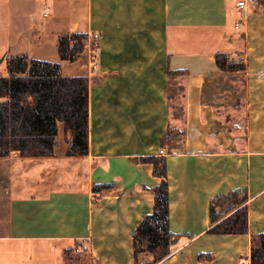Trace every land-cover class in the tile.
<instances>
[{
  "label": "crops",
  "instance_id": "obj_1",
  "mask_svg": "<svg viewBox=\"0 0 264 264\" xmlns=\"http://www.w3.org/2000/svg\"><path fill=\"white\" fill-rule=\"evenodd\" d=\"M236 1L0 0V76L11 55H26L88 79L86 155L67 156L58 123L53 156L0 159V264H66L74 243L89 264H134L132 233L161 180L141 158L161 149L178 238L152 264H250L251 236L264 233V0L245 11ZM65 33L98 35L92 67L86 48L60 60ZM217 53L244 69L221 71ZM169 132L175 145L161 146ZM236 189L246 190L247 233L209 234L210 200Z\"/></svg>",
  "mask_w": 264,
  "mask_h": 264
},
{
  "label": "trees",
  "instance_id": "obj_2",
  "mask_svg": "<svg viewBox=\"0 0 264 264\" xmlns=\"http://www.w3.org/2000/svg\"><path fill=\"white\" fill-rule=\"evenodd\" d=\"M87 35L65 33L57 42L58 55L63 62H72L84 51ZM221 71L244 69L243 63L230 60L224 53L215 55ZM8 75L0 76V159L17 152L22 158L53 156L57 125L62 123L71 136L67 156L87 154V91L84 76H63L60 64L30 60L26 55H11L7 61ZM168 133L161 138L164 145ZM152 165L160 183L153 187L152 211L146 214L132 233L134 264H152L169 254V247L178 235L169 231V193L166 159L164 156L141 158ZM108 185H96L97 192ZM246 190L220 193L209 203V234L243 235L247 233ZM225 213V214H224ZM224 214V215H223ZM74 248L64 250L67 255ZM141 254L153 256L152 262L140 261ZM250 264H264V233L251 236Z\"/></svg>",
  "mask_w": 264,
  "mask_h": 264
},
{
  "label": "rangeland",
  "instance_id": "obj_3",
  "mask_svg": "<svg viewBox=\"0 0 264 264\" xmlns=\"http://www.w3.org/2000/svg\"><path fill=\"white\" fill-rule=\"evenodd\" d=\"M87 45V42H86ZM95 44L94 42H90V48L94 49ZM87 49V47L85 46ZM172 90V88H171ZM171 94V93H170ZM177 134L173 132L168 133L167 141L171 140V144L175 145V137ZM169 144V147H172V145ZM6 204H7V197L4 193L2 187L0 188V235L4 234L6 232ZM225 214V213H224ZM223 214V215H224ZM1 248V247H0ZM72 248H74V251L67 255V261L66 264H89V254H88V248L85 246V244L82 243H74L72 244ZM5 250L4 248L0 249V254ZM51 260H53V254L50 256ZM54 261V260H53ZM27 262H24L26 264Z\"/></svg>",
  "mask_w": 264,
  "mask_h": 264
},
{
  "label": "built area",
  "instance_id": "obj_4",
  "mask_svg": "<svg viewBox=\"0 0 264 264\" xmlns=\"http://www.w3.org/2000/svg\"><path fill=\"white\" fill-rule=\"evenodd\" d=\"M255 0H237L236 1V4L235 6L237 7V9H239L240 11H245L247 9V7L254 3ZM238 27V25L236 26ZM98 38V35L96 34H89L87 35V54H88V63H87V66L90 68L92 67V54H93V49L90 48V42L94 39H97ZM159 156H163L165 155L164 151L161 149L159 150V153H158Z\"/></svg>",
  "mask_w": 264,
  "mask_h": 264
}]
</instances>
